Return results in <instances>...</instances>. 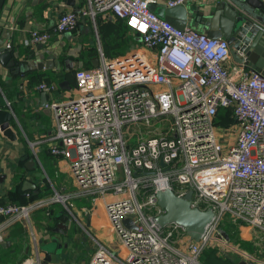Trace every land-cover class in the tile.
Returning <instances> with one entry per match:
<instances>
[{
	"label": "built area",
	"instance_id": "2783aa9c",
	"mask_svg": "<svg viewBox=\"0 0 264 264\" xmlns=\"http://www.w3.org/2000/svg\"><path fill=\"white\" fill-rule=\"evenodd\" d=\"M150 1L85 0L77 11L60 12L51 25L29 30L32 43L46 45L54 35L72 31L79 16L94 21L111 13L154 54L140 45L111 57L99 49L97 67L75 70L73 94L46 103L54 118L46 141L52 142V154L69 162L72 196L105 199L119 242L117 249L108 248L87 231L94 240L88 264H202L200 254L225 214L264 241V73L242 63L230 72L224 37L179 28L154 13ZM57 88L54 81L36 84L46 93ZM220 109L235 124L218 135ZM230 136L232 143L224 145ZM165 188L177 196L191 191V206L213 210L198 241L175 222L155 221L164 212L155 192ZM70 198L55 192L27 203L0 202V243L5 230L29 221L34 209L56 201L67 205ZM125 217L131 226L123 223ZM33 239L36 256L19 264H47Z\"/></svg>",
	"mask_w": 264,
	"mask_h": 264
},
{
	"label": "crops",
	"instance_id": "0c3cea01",
	"mask_svg": "<svg viewBox=\"0 0 264 264\" xmlns=\"http://www.w3.org/2000/svg\"><path fill=\"white\" fill-rule=\"evenodd\" d=\"M217 1L219 0H185L183 5L188 14L183 27L190 26L204 32L203 25H196L199 20H204L199 13L208 14L215 9ZM84 3L85 0H4L0 6V47H7L6 44L10 43L8 49L13 51L14 58L24 66L23 71L15 73L13 69L0 63V108L7 109L12 114L10 124L16 134V138L12 140L0 130V202L27 203L39 200L34 195V191L39 189L36 182L39 170L48 178L47 183L53 194L61 192L71 195L67 205L57 201L40 206L30 213L29 221H17L5 230L0 252L15 244L21 245L20 253L23 256L14 264H19L26 257L36 256L32 234L36 238L40 258L47 264H88L94 245H90L89 238L93 240L87 231L106 247H119L105 209V199L96 197L91 200L89 197L72 196L75 185L69 162L52 154V142L46 141L54 131L53 114L46 103L73 94V90L70 92L67 88H60L58 83L67 80L73 86L76 69L97 67L99 49L105 56L111 57L132 51L140 45L148 56L153 58L154 54L141 47L139 38L125 25L124 20L111 13L98 14L94 21L88 16H79L72 31L54 35L43 48L31 42L29 30L32 27L49 26L60 12L77 11ZM149 7L160 18L167 19L169 6L166 5V0H151ZM173 16V24L181 20L180 13ZM111 38L119 42L122 48L120 52H115L113 48L108 51L102 48V44L105 46L106 40ZM48 53L55 56L58 66L39 68L38 62L44 60ZM95 58L98 60L96 64L93 62ZM87 59L92 61L90 65H87ZM66 60H69L68 68ZM224 64L231 72L239 63L230 54ZM245 67L249 68L247 65ZM41 80L54 81L58 85L55 92L46 93L45 101L41 97L42 91L36 89L37 82ZM32 142L35 143L31 145ZM24 156L34 158L35 166H26L22 160ZM26 180L34 184L33 188L23 189V182ZM47 197L50 196L41 198ZM62 209L71 212L68 223L71 221V224L76 223L79 227L74 231V240L68 241L65 235L57 233L59 219L55 213ZM45 212L49 214L46 216H50L48 224L46 220L49 217L45 220ZM52 235L59 237L62 246L59 251L51 253V259L47 261L44 258L45 251L39 245L49 241ZM77 237H82L81 241H77ZM183 239L186 240L187 237ZM243 253L249 254L251 258L243 257ZM199 259L202 264H238L240 260L248 264H264V241L252 227L225 214L219 220Z\"/></svg>",
	"mask_w": 264,
	"mask_h": 264
},
{
	"label": "water",
	"instance_id": "95a60500",
	"mask_svg": "<svg viewBox=\"0 0 264 264\" xmlns=\"http://www.w3.org/2000/svg\"><path fill=\"white\" fill-rule=\"evenodd\" d=\"M4 0H0V6ZM175 13L181 14V20L175 22V26L181 28L186 22L188 10L183 4L169 7L167 20L174 21L172 17ZM203 16V21L196 22L203 25L204 32L211 37H224L230 47L232 58L238 62L247 65L249 68L264 73V2L262 0H219L215 5V9L208 14L203 12L199 16ZM166 19V18H165ZM43 48V44L38 45ZM13 51L8 48L0 47V63L6 67L13 69L15 73L23 71L24 66L20 64L17 58H14ZM98 60L95 58L93 62L96 64ZM67 68L69 60L65 61ZM59 62L52 53H48L44 60L38 62V67H54ZM60 88H67L72 91V85L67 80L58 83ZM42 99L46 98V92H41ZM12 114L9 110L0 108V130L9 139L14 140V133L10 121ZM26 166H35L34 158H22ZM35 163V164H34ZM34 184L26 180L23 182V189L33 188ZM155 197L157 203L164 209V212L155 217V221L164 226L168 223L175 222L181 225L190 239L198 241L201 234L205 230L206 224L211 221L214 212L208 207L204 210L191 206V191L183 196H177L172 189L165 188L156 190ZM59 219L57 223L58 232L65 234L71 221L70 212L64 209L55 213ZM75 218V216H73ZM68 223V225H67ZM125 225L131 226L130 217L123 219ZM88 225V222H86ZM55 230V231H56ZM83 239H86L83 236ZM41 242V239L39 240ZM3 245V244H2ZM66 245V244H65ZM45 251V260L51 259V253L61 249L59 237L52 235L50 240L39 245ZM238 264H248L244 260H240Z\"/></svg>",
	"mask_w": 264,
	"mask_h": 264
},
{
	"label": "trees",
	"instance_id": "16d2710c",
	"mask_svg": "<svg viewBox=\"0 0 264 264\" xmlns=\"http://www.w3.org/2000/svg\"><path fill=\"white\" fill-rule=\"evenodd\" d=\"M86 63H87V65H90L92 63V61L90 59H87ZM218 118H222V119L224 118L226 120L227 119L231 120V117L229 116V112H225L224 109H220V111L217 115V121H218ZM37 172L38 173L36 174V182H37L39 189L34 191V195H36L39 198L44 197V196H51L52 190L46 181V176H45L44 172H42L40 170ZM44 211H45V209H44ZM46 213L47 212H45L44 218L46 220V218L49 217L46 220V223L48 224L50 216H46V215H49L48 213L47 214ZM74 231H75L74 226H69V228L65 232L64 235L66 236L68 241L72 240V239L74 240V237H75ZM81 239H82V237H79V238L77 237V241L78 240L81 241ZM20 246L21 245H19V244H15L14 246L4 248L0 252V264H14V263L18 262L19 259L23 256V254L20 253ZM10 249H12V252L10 251Z\"/></svg>",
	"mask_w": 264,
	"mask_h": 264
},
{
	"label": "rangeland",
	"instance_id": "374dc122",
	"mask_svg": "<svg viewBox=\"0 0 264 264\" xmlns=\"http://www.w3.org/2000/svg\"><path fill=\"white\" fill-rule=\"evenodd\" d=\"M102 48L104 49V50H106V51H108L109 50V48H113L114 49V51L115 52H120L121 51V46L119 45V43H118V41L117 40H115L114 38H111L110 40H106V44H105V46H104V44H102ZM95 50H96V47H95ZM96 52V51H95ZM229 121V122H228ZM235 121L234 120H232V118H231V120H226V119H222V118H218V121H217V123H219L220 125L217 127V134L219 135V133L220 132H222L223 130H224V126H234V123ZM234 133V131H229V134L231 135V134H233ZM232 140H233V137H229L227 140L225 139V140H223V142H224V145H227V144H230V143H232ZM222 141V140H221ZM47 175V174H46ZM46 181H48V178L46 177ZM55 183V182H54ZM61 193V192H60ZM53 194V193H52ZM64 194H66V193H64ZM69 201V200H68ZM57 202V201H56ZM71 224V223H70ZM70 226H74V228H75V232L79 229V227H78V225H76V223L75 224H71ZM57 233H62V232H57ZM63 235H64V233H62ZM31 240H33V234H32V238H31ZM93 240V239H92ZM89 241H90V245H94V240L93 241H91L90 240V238H89ZM125 253V251H123V254ZM70 260V259H69ZM16 263H18V262H16ZM20 263V262H19Z\"/></svg>",
	"mask_w": 264,
	"mask_h": 264
}]
</instances>
